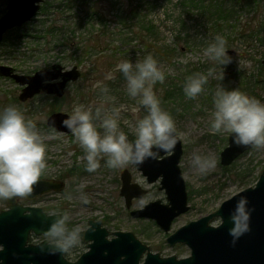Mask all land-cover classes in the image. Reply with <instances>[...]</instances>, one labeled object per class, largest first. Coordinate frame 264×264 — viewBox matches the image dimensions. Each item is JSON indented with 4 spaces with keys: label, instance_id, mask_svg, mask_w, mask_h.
Wrapping results in <instances>:
<instances>
[{
    "label": "rangeland",
    "instance_id": "1",
    "mask_svg": "<svg viewBox=\"0 0 264 264\" xmlns=\"http://www.w3.org/2000/svg\"><path fill=\"white\" fill-rule=\"evenodd\" d=\"M79 1L44 0L31 21L19 30L7 31L0 41V64L13 66L19 73L33 74L41 68L58 63L65 69L76 65L81 72L76 81L68 84L64 97L56 98L53 94L42 93L26 101L19 98L22 86L18 82L12 77L0 75V110L10 105L16 106L27 119L35 122L44 140L47 168L40 178H55L66 183L63 190L41 195L29 204L42 206L49 214L67 215L69 228L79 226L83 229L90 218L97 220L103 216L108 217V223L113 229L133 230L154 250L162 249L170 253L167 246L162 247L165 244V231L152 219L132 218L120 194L121 174L128 169L134 181L149 190L148 194H144L146 196L136 200L133 209L159 199L164 203L167 200L166 193L161 188L160 180L149 183L142 170L135 165L117 170L108 169L104 160H101V167L95 173H88L85 171L83 149L75 142L72 134L48 126L47 118L54 111L71 114L78 105L92 108L103 105L109 113L113 108H118L121 129L130 140L133 139L135 121L144 112L142 109L139 113L132 112L133 107L137 106V100L127 95L126 81L121 73L115 71V66L122 60L130 59L135 63L152 55L165 73L164 82L157 83L154 92L160 99L161 107L174 118L177 134L183 144L180 161L182 175L186 181L189 201L197 208L178 219L177 224L217 209L225 200L255 185L264 169V149L252 148L231 165H222L221 152L228 145L229 135L214 134L210 128L214 110L212 99L219 86L238 88L264 102V31L254 34L255 30L250 27L253 19L264 21V0H224L229 10V20L224 29L220 30H213V24L207 22V13L200 11H185L184 18L187 19L189 30L174 23L179 19L178 0H87L88 6L100 4L98 11L105 16L100 22L96 19L90 21L83 9L75 4ZM125 1L139 3L145 25L148 21L155 24L156 29L147 32V43L144 37L132 38L126 32L127 28H122L115 17ZM48 11H51L49 15ZM85 11L88 15L92 13L88 8ZM3 14L0 12V17ZM52 27L55 28V38L48 35V41H45L39 37ZM180 29L182 33L179 34ZM91 34L95 41H90L87 54L83 50H73L74 45H77L74 38L65 41L74 35L77 42L83 38L87 42L92 38ZM18 35L21 37L16 38ZM218 35L225 39L228 55L232 58L231 63L222 66V81L215 78L222 67L205 55L206 49ZM193 38L197 40L194 42ZM182 39L184 42H194L193 46L187 48L184 42L179 45ZM173 41L182 49L170 55L162 52V48ZM114 53L116 58L110 62L113 57H109ZM93 68L98 70L92 71ZM110 72L114 79L107 80L105 77ZM209 72L214 75L209 77L204 92L195 99H188L183 91L186 80L196 74L207 75ZM98 84L107 87L108 92L103 93L97 87ZM170 86H175L180 95L169 99L166 91L170 90ZM197 153L210 155L217 161L216 169L205 177L196 178L194 170L189 166L192 156ZM81 185L84 186L82 189ZM84 195L90 201L87 205L82 201ZM142 200L146 201L143 205L140 203ZM6 206L0 202V209ZM217 220L220 218L217 217L214 223ZM76 254H71L69 258L75 259Z\"/></svg>",
    "mask_w": 264,
    "mask_h": 264
},
{
    "label": "clouds",
    "instance_id": "2",
    "mask_svg": "<svg viewBox=\"0 0 264 264\" xmlns=\"http://www.w3.org/2000/svg\"><path fill=\"white\" fill-rule=\"evenodd\" d=\"M205 55L219 66L231 63L226 41L216 36L206 49ZM126 81L127 95L137 100L133 113L144 112L135 121L133 139H129L120 126V109L105 111L103 105L95 108L76 106L62 124L71 132L75 142L83 149L85 171L95 173L101 167V160L108 169L117 170L126 166H141L148 160H159L164 153L171 155L178 143L176 124L172 115L161 107L160 99L154 92L157 83H163L165 73L152 55L133 63L122 60L115 66ZM212 72L189 77L183 91L188 99H195L205 90ZM114 79L112 73L105 77ZM224 79V70L215 76ZM101 88L103 93L107 87ZM213 112L210 121L212 132L226 134L232 142L241 147L264 149V102L240 91L219 86L213 96ZM190 168L196 178L205 177L217 167V161L210 155L194 154ZM47 168L46 146L36 124L16 106L0 110V202L30 197L34 186ZM81 189L84 187L80 186ZM85 205L90 201L82 196ZM141 205L146 201H140ZM250 207L247 196L239 195L229 213L228 234L233 246L241 236L251 231ZM67 215H57L43 233L42 240L47 244L49 254H67L82 244L83 232L79 226H67ZM212 227L222 226L217 220ZM94 231L95 229L92 228ZM33 242L40 243L33 236ZM2 250V249H0ZM41 251H45L42 247ZM123 259V258H122Z\"/></svg>",
    "mask_w": 264,
    "mask_h": 264
},
{
    "label": "water",
    "instance_id": "3",
    "mask_svg": "<svg viewBox=\"0 0 264 264\" xmlns=\"http://www.w3.org/2000/svg\"><path fill=\"white\" fill-rule=\"evenodd\" d=\"M43 1L9 0L6 12L0 17V41L8 30L31 21ZM262 63L264 65V59ZM65 68L58 63L41 68L33 74H23L13 66L0 64V75L12 77L18 82L22 86L19 98L26 101L41 92L62 97L68 84L81 75L76 65L71 69ZM67 115L69 114L63 111L52 112L47 118L48 126L59 132L71 133L62 124ZM250 149L252 148L235 145L229 136L228 145L221 152L222 165L232 164ZM182 154L183 144L178 136V143L171 155L164 153L157 161L148 160L137 166L149 183L160 178L161 188L165 189L171 205H164L160 200L152 201L144 209L133 211L132 215L152 217L162 228L169 230L173 218L188 209L186 181L180 167ZM65 187L66 183L62 180L40 178L31 196L25 199L32 200L50 191H61ZM146 191L138 183L132 182L128 169L122 172L121 193L128 206L134 197H143ZM239 195L248 197L254 211L251 216V231L241 236L233 246L228 234L231 226L228 217ZM18 200L7 201L8 207L0 210V264H264V169L255 185L225 200L213 214L182 228L183 231L176 239L189 243L192 247L191 256L183 259H177L175 255L163 257L158 252H152L151 247L142 243L132 232L117 231L116 236L108 240L104 238L108 231L103 229V239L100 240L93 236L91 228L85 234V240H93L89 244L90 249L76 260H70L65 254H49L46 242L41 240L40 243H35L31 241V237L43 235L51 220L62 214H49L42 206L23 205ZM214 216L221 218L222 226L207 225V221ZM95 223L98 226L101 222ZM42 247L45 251H41ZM146 251L147 255L142 260Z\"/></svg>",
    "mask_w": 264,
    "mask_h": 264
},
{
    "label": "trees",
    "instance_id": "4",
    "mask_svg": "<svg viewBox=\"0 0 264 264\" xmlns=\"http://www.w3.org/2000/svg\"><path fill=\"white\" fill-rule=\"evenodd\" d=\"M7 2H8V0H0V8H1L0 12H2V14L6 11L5 5H7ZM75 4H77V7H81L83 9V11L85 12V15L89 16L90 21L93 19H96L100 22V19H103L105 17L104 13L102 14L101 12L98 11V9L100 8L99 3H93L92 6H88L87 0H81V1H79V3H75ZM177 5L180 8V11L178 14L179 19H176L174 23L179 24V26H182V28H187L188 30L190 29V27H187V22H186L187 19L184 18L185 11H190V12L200 11L201 13L202 12L207 13L206 15L209 18L207 22L213 24V28H212L213 30L224 29V27L226 26V24L228 23V20H229L228 19L229 18L228 17L229 10L227 9V6H225L224 0H178ZM84 8H85V10H87V8L90 9L92 12L91 15H88L87 12L84 10ZM183 8H185V9H183ZM50 12L51 11H48V15ZM115 17L119 20L122 28L123 27L127 28L126 32L131 34L132 38H134V37H136V38L142 37L143 38L144 37L145 43H147L149 41V39L147 38V35L149 36V34L147 32H152L156 29L155 24L149 23V21L147 22L148 24L145 25L144 15L141 12V5H139V3H134L131 1H125L123 3L122 10L120 12H117L115 14ZM251 22H252L251 23L252 26H250V27L255 30L254 34L264 31V21H262V19H260V18L253 19ZM13 29L19 30L20 27H16ZM11 30H9V31H11ZM123 32H125V31H123ZM123 32H122V34H123ZM180 33H182V29H180L179 34ZM21 35L16 36V38L21 37ZM48 35L55 38L56 37L55 28H53V27L51 29L48 28V30L43 32V35L42 36L40 35L39 37H42V38H44L45 41H48L46 39V38H48ZM91 37H92V34H91ZM71 38H74L76 43H77L76 47L74 45L73 50L74 51L83 50L84 54H87L88 51H90V41H95L94 38L92 37L87 42L83 41L84 38L82 40H78V42H77V39L74 37V35L71 37H67V40H65V41H68ZM97 38H98V36H97ZM152 39H151V41H152ZM183 39H182V42H178L179 45L183 44V42H184ZM193 40L195 42L197 40V38H193ZM194 42L185 41L184 45L187 48H190L193 46ZM229 43L230 42H227V44H229ZM177 49H182V46H177L175 44V42L173 41L169 45L163 47L162 52L170 55V54L174 53ZM156 54H158V53H156ZM109 58H112L110 61V62H112V60L114 58H116L115 53H114V55L112 54ZM110 62H109V64H110ZM111 67H114V66L112 65ZM96 70H98V69H96V68L92 69V71H96ZM99 73H100V71H98V74ZM174 87L170 86V90H167V91L165 90L167 92L166 96H169V99L172 96L177 97V95H180L179 92H177ZM54 97H56V96H54ZM56 98H58V97H56ZM3 100H4V98H2V101ZM3 203H5V202H3Z\"/></svg>",
    "mask_w": 264,
    "mask_h": 264
},
{
    "label": "flooded vegetation",
    "instance_id": "5",
    "mask_svg": "<svg viewBox=\"0 0 264 264\" xmlns=\"http://www.w3.org/2000/svg\"><path fill=\"white\" fill-rule=\"evenodd\" d=\"M124 171V170H123ZM131 173V172H130ZM131 176H132V182H135L134 181V179H133V175H132V173H131ZM121 180H122V174H121ZM136 183V182H135ZM147 190V189H146ZM50 192H52V191H50ZM147 192V194H148V192H149V190H147L146 191ZM49 193V192H48ZM165 193H166V191H165ZM45 194H47V193H45ZM120 194L123 196V198H124V201H125V206H126V208H127V210L129 211V214H130V216L132 217V218H135V219H144V218H147V219H152V220H154L158 225H159V223L157 222V220L156 219H154V218H152V217H148V216H134V215H132V212L133 211H135V210H141V209H144L145 207H146V205H144V206H142V207H139V208H136V209H133V208H135L134 207V205H135V203H136V200L138 199V198H142V197H134L132 200H131V204H130V206H128V204H127V200H126V198H125V196L121 193V190H120ZM146 194V195H147ZM42 195H44V194H42ZM146 195H144V196H146ZM39 196H41V195H39ZM39 196H37L36 198H38ZM165 197H166V202H164V203H162V204H164V205H168V204H170V201H169V199L167 198V193H166V195H165ZM36 198H34V199H36ZM34 199H32V200H29V199H25V198H23V199H19L18 200V202L19 203H21V204H23V205H33V204H29V202L31 203ZM160 200V199H159ZM161 201V200H160ZM162 202V201H161ZM4 204V203H3ZM5 204L7 205V201L5 202ZM171 205V204H170ZM8 206H6L5 208H7ZM5 208H3V209H5ZM193 209H197L196 207L194 208V206H193V204H191L190 203V201H189V194H188V209L185 211V212H183V213H181V214H179V215H177L176 217H174L173 218V220H172V222H171V224H170V229L169 230H165L164 228H162L160 225V227L165 231V233H166V236H165V244H163V246L162 247H165V246H167V248L171 251L170 253H165L162 249H157V250H154L152 247L153 246H151V245H149V244H147V243H145V242H143L140 238H139V236L137 235V233L135 232V231H133V230H124V229H121V228H114L113 229V227L112 226H110L109 225V223H108V220H109V218L108 217H105V216H103V217H101L100 219H93V218H90L89 220H88V223H87V225L83 228L84 229V232H83V238H82V245L78 248V249H73V250H70L68 253H67V255H68V257L71 255V254H74V253H76L77 252V254L75 255V256H80L82 253H84V252H86V251H88L89 249H90V247H89V244L91 243V242H93V240L92 239H90L89 241H87V240H85V234H86V232H87V230H89L90 228H91V232L93 233V236H95V237H97V239H100V240H102L103 239V229H106L107 231H108V233H107V235L104 237V238H106V239H108V240H112L115 236H116V233L115 232H117V231H126V232H132L138 239H140L141 241H142V243H144V244H146V245H148V246H150L151 247V251L152 252H158V253H160L161 254V256H163V257H169V256H173V255H175L176 256V258L177 259H183V258H187V257H189V256H191V254H192V247H191V245L189 244V243H186V242H182V241H180L179 239H176V237H178V234L179 233H181L182 231H183V227H185V226H187V225H189L191 222H193V221H198V220H200V219H202L203 217H206V216H209V215H211V214H213L215 211H216V209L215 210H211V211H209L208 213H206V214H200L199 216H197L196 218H191V219H189V220H187L185 223H182V224H177V222H178V219H180L182 216H184V215H186L187 213H190ZM0 210H2V209H0ZM217 218V216H214L213 218H211V219H209L208 221H207V225H213L214 224V220ZM97 221H100L101 223L98 225V226H96L95 224V222H97ZM93 222V223H92ZM175 225H177V226H175ZM68 226V225H67ZM69 228V227H68ZM92 228H94L95 230L93 231L92 230ZM69 229H71V228H69ZM182 229V230H181ZM185 231V230H184ZM91 233V234H92ZM43 236H40V238H42ZM33 238V237H32ZM35 238H37V237H35ZM171 238H174V239H171ZM171 239V240H170ZM33 240V239H32ZM173 240H176V241H173ZM146 255H147V251L143 254V258H142V260L146 257Z\"/></svg>",
    "mask_w": 264,
    "mask_h": 264
}]
</instances>
